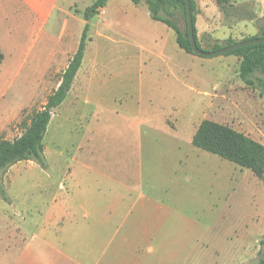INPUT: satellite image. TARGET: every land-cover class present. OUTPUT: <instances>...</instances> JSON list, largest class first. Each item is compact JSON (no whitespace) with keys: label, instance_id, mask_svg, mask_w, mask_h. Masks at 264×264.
Returning a JSON list of instances; mask_svg holds the SVG:
<instances>
[{"label":"rangeland","instance_id":"374dc122","mask_svg":"<svg viewBox=\"0 0 264 264\" xmlns=\"http://www.w3.org/2000/svg\"><path fill=\"white\" fill-rule=\"evenodd\" d=\"M202 1L207 8L208 0ZM92 2L93 0H63L62 12L53 16L27 57L23 72L27 71L29 83L26 86L13 84L4 98L3 103L9 106L28 103L19 116L0 131V136L12 139L21 133L22 120L27 121L33 109L44 105L47 95L54 89L62 70L77 48L83 25L88 23L89 39L85 43L82 67L73 81L68 97L53 109L43 138L45 157L50 166L41 171L37 165L24 160L2 174L9 200L0 197V264H17L16 248L11 242L23 234L22 238L29 237L30 220L31 223L42 221L38 213L31 214L29 219L28 214H20L17 210L22 206L46 204L48 174L55 175L59 167L52 165V162L61 158L69 161L74 156L78 157L80 151L77 147L82 142L81 150L86 152V144L89 142L93 150V153H81L79 158V161L93 169L95 177H89L88 182L94 181L95 186L96 175H101L100 187L108 192L111 182L113 183L112 174L119 172L126 176L128 173V176H136L138 179V175L143 172L145 180L142 183L146 184L151 180L152 186L157 190L154 194H160L167 203L175 207L170 219L160 229L158 237L161 240L141 247L140 252L146 255L149 264H192L190 252L198 248L204 249V243L211 251L223 254L225 242L231 240L239 243L246 239L253 241L264 229V179L256 178L249 169L243 168L240 171L241 168L235 167L231 162L232 171L234 168L236 171L233 176L226 177L225 190H218L220 195L217 203L212 205L206 192L210 187L208 181L188 182L183 173L180 174L182 178L177 181L168 177L173 167L167 164V146L164 149L160 146V152L152 159L145 155L146 149L142 147L139 150L144 153L141 162L136 155H132L135 151L132 142L138 143L139 132L147 133L159 125V117L171 111L169 104L173 101L178 103L174 105V114L164 119V123L172 128L183 126L186 131H192L202 119H211L264 143V94L259 88L241 80L240 57L228 52L213 56L185 53L171 39V31L168 37L157 30H148L153 21L146 14L145 4L138 6L137 10L140 12L128 17L126 23H112L110 18L113 12L109 7L101 15L95 13L86 20L84 13ZM236 2L237 0H228L220 3L223 12L219 9L211 11L208 7L201 13L202 17L198 16L201 11L198 7V31L212 15L214 19L219 18L221 23L229 26L228 36L234 41L248 36V32L238 25L242 6ZM260 6L264 13V0H261ZM170 18L183 27L181 13L172 11ZM257 27V34L264 32V22H260ZM102 34L105 36H101ZM173 34L175 39V33ZM110 35L118 41L122 39L138 43L142 48L133 50L127 44L116 46L110 41ZM226 38L220 39L218 43L224 45ZM215 39L210 35H200V46L210 51ZM163 60L170 62L177 77H182L185 82L177 88L176 93L178 85L163 81L167 76ZM126 62H133V66L130 68L131 72L124 76L123 64ZM31 66L35 68V74L31 73ZM155 67L160 69L155 70ZM40 74H44L45 85H41L38 93L35 84ZM127 79L137 86V94L140 96L137 103L130 97V87L127 85L132 83ZM87 85L89 86L82 97L85 96L88 102L82 104L81 100L80 112L79 94ZM30 96L34 98L29 100ZM180 105H184L186 110H180ZM91 130L94 132H90ZM151 134L152 132L149 135ZM157 134L165 138L164 134L155 130V135ZM244 171L247 173L242 175ZM204 175L207 176L206 173ZM36 180L38 189L33 183ZM61 183L62 181L56 183L55 187L63 191ZM256 214L259 217L261 214L262 219L252 218ZM238 245L232 247L237 248L240 246ZM180 251L183 253L180 257L172 255ZM251 262L252 260H248L246 264Z\"/></svg>","mask_w":264,"mask_h":264},{"label":"crops","instance_id":"0c3cea01","mask_svg":"<svg viewBox=\"0 0 264 264\" xmlns=\"http://www.w3.org/2000/svg\"><path fill=\"white\" fill-rule=\"evenodd\" d=\"M141 1L133 3L132 0H107L97 13L101 15L109 7L113 12L110 21L118 25L120 22L126 23L128 17L138 11L140 12V10H137L138 6L145 4L147 8L146 14L153 21L149 24L148 30H157L162 34H166V36L171 31V39L175 41L172 29L163 22L152 19L145 0ZM194 2V24L198 41H200V35L203 37L210 35L216 38L215 42L221 41L220 39L224 40L225 37H227L226 39L230 38L228 36L230 33L229 26L224 25L223 22L221 23L219 18L214 19L212 15L206 20V24L203 23L205 26L198 31L196 21V10L198 7L201 9L198 14L199 17H202L201 13L208 7L211 11L215 9L223 11L217 0H208L209 3L207 5L209 6L207 8L202 0H194ZM236 4L242 6L238 25L248 32L249 35L245 37H259V35L264 33L263 31L261 34L256 32L258 24L264 22L263 8L260 6L261 0H237ZM62 5L63 0H0V131L4 130L13 119H16L20 111L26 108L28 104L9 106L5 102L4 104L3 101L13 84L17 83V85L23 84L26 86L29 83L30 78L27 71L23 72L27 57L39 36L46 31L53 16L62 12ZM101 36H105V34ZM110 36V41L116 46L127 44L133 50L142 48V45L138 43L122 39L118 41V39L115 40L113 38V35ZM243 38L239 40H243ZM165 44H167V40H165ZM84 58L85 51L73 81L82 67ZM163 61L167 75L163 81L165 83L171 81L172 84L178 85L176 93L177 88L185 82H183L182 77H177L176 71L170 66V62H167V60ZM123 66L125 67L123 68V75L125 76L131 72L130 68L133 66V62H126ZM156 69H160V67H155ZM30 70L31 73L35 74V68ZM169 74H172L171 76L173 77H169ZM43 75L37 76L38 79L35 86L38 93L41 90V85L42 87L45 85ZM59 82L60 78L54 89H56ZM128 82L132 83L129 80ZM71 86L65 99L69 95ZM88 86L84 87L79 94L78 108L80 112L81 100L82 104L88 102L85 96L82 97ZM127 86L128 88L132 86L131 89H127L131 99L133 98L134 102L137 103L138 98H140L137 94V86L133 83ZM33 98L30 96L29 100ZM185 98L186 100L188 99L187 95ZM148 101L151 102L150 99ZM174 105H178V103L173 101L169 104L171 111L159 117V125H156L155 128L147 133L139 132L138 143L132 142L135 147L132 155H136L141 162L144 159V153L139 151L142 147L146 149L144 150L145 155L152 159L157 152H160V146H163V149L167 146V164L173 167L168 177L173 181H177L178 178H182L180 174L183 173L188 182L191 180L197 182L208 181L210 187L206 192H208L210 198L209 203L215 205L220 195L219 191L222 190L224 192L225 190L224 181L226 177L233 176L236 168L232 171L230 161L192 145L191 139L197 125L192 131H186L183 126L172 128L164 123L165 117L174 114ZM179 109L186 110L184 105H180ZM91 112L94 113V110H91ZM95 113L98 112L96 111ZM95 120L98 119L96 118ZM155 130L164 134L165 138L158 136V134L155 135ZM90 132L94 131L91 130ZM150 132H152L151 135H149ZM83 138L86 140L84 136ZM82 143H79L77 147L78 151H80L78 152V157L74 156L69 161H67V158L64 160L61 158L52 162V165H59L57 168L58 172L61 171L62 173L48 174V179L46 180V204L42 206H38L40 204L29 207L22 206L17 210L20 214H28L29 219L33 213H38L42 219L38 223L29 221V225H31L29 237L22 238L24 234L21 233L23 234L22 237H15L16 240L11 242V245L16 248L17 264H149L145 258L146 255L140 252L141 247H146L153 241L159 242L161 240L158 237L160 229L170 219L175 207L167 203V200L160 194L158 196L157 193L154 194L157 190L152 186L151 180L147 181L146 184L142 183L145 180L143 172L138 175V179L136 176H128V173L126 176H122L119 172L112 174L113 183L111 182L108 192L100 187L99 177L101 175H96L95 186L93 185L94 181L88 182L89 177H95L93 169L86 163L79 161V158L81 153H93V150H91L92 145L89 142L86 144L87 151L84 152L80 149ZM21 162L13 164L8 169H12ZM30 162L37 165L33 161ZM58 162L59 164H57ZM46 163L47 169L50 166V162L46 159ZM235 167H239L241 168L240 171H243V167L238 165ZM41 171L44 170L41 168ZM245 171L242 172V175L247 173ZM205 173L207 176L204 175ZM37 181L33 183H35V188L38 189ZM61 181L64 187L63 191L55 187V184ZM257 217L262 219L261 214L260 217L256 214V217L252 218L257 219ZM226 239L228 238L226 237ZM261 240H264V229L255 236L253 241H247L246 239L239 243L231 240L225 242V253L223 252V254H218L216 250V253L211 251L204 243L202 244L203 247L205 246L204 249L198 248L196 251L190 252L191 261H193L192 264H246L248 260H252L249 263L252 264L257 259ZM236 244L240 246L238 245L239 247L237 248L232 247ZM8 246L10 247L9 244ZM146 254L148 255V253ZM182 254V251H180L172 255L180 257ZM175 260L178 259L175 258ZM180 260L182 261V257Z\"/></svg>","mask_w":264,"mask_h":264},{"label":"trees","instance_id":"16d2710c","mask_svg":"<svg viewBox=\"0 0 264 264\" xmlns=\"http://www.w3.org/2000/svg\"><path fill=\"white\" fill-rule=\"evenodd\" d=\"M106 1L93 0L92 4L86 8L84 18L88 20L90 16L97 13L105 5ZM140 1L132 0L133 3ZM145 2L151 18L163 22L174 31L178 47L187 53L194 54L187 34L185 1L145 0ZM217 2L220 4L228 2V0H217ZM190 7L194 38L197 46L203 49L196 36L194 0H190ZM172 11L181 13L184 21L183 27L171 20ZM87 31L88 23H85L81 30L77 48L61 73L58 86L47 96L43 106L33 109L27 121L22 120L21 133L12 139L0 136V197L4 200H9V197L3 185L2 174L10 166L19 161L28 160L33 161L42 169L47 167L43 138L53 109L65 99L73 78L81 65L85 43L89 39ZM259 36H264V33ZM252 37L258 36L244 37L243 39ZM234 42L236 41L231 38L226 39L224 45L215 42L209 50H216ZM228 53L240 57L239 76L241 80L247 85L259 88L260 92L264 94V43L242 46ZM191 143L197 148L249 169L258 179H264V143L255 140L242 131L211 119H202L195 129ZM252 264H264V240L260 241L257 259Z\"/></svg>","mask_w":264,"mask_h":264},{"label":"water","instance_id":"95a60500","mask_svg":"<svg viewBox=\"0 0 264 264\" xmlns=\"http://www.w3.org/2000/svg\"><path fill=\"white\" fill-rule=\"evenodd\" d=\"M185 1V12H186V24H187V34L189 38V42L191 45L192 52L196 55L200 56H213L216 54H221V53H227L230 52L236 48L246 46V45H251V44H256V43H264V36H259V37H252L248 39H243L234 42L233 44H229L226 46H223L221 48H218L216 50H203L200 49L197 44L196 40L194 38L193 34V20H192V11L190 7V0H184Z\"/></svg>","mask_w":264,"mask_h":264}]
</instances>
